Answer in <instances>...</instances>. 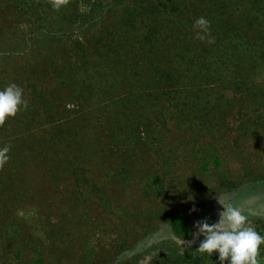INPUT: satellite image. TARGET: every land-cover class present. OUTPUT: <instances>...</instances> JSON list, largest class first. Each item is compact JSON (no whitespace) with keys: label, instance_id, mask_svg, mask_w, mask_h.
<instances>
[{"label":"rangeland","instance_id":"374dc122","mask_svg":"<svg viewBox=\"0 0 264 264\" xmlns=\"http://www.w3.org/2000/svg\"><path fill=\"white\" fill-rule=\"evenodd\" d=\"M21 1L0 0V52L17 54L33 19ZM74 1L69 9L81 22L89 0ZM123 9L108 7L103 21L116 23ZM131 39L136 49L143 47ZM41 43L21 61L0 58V89L14 82L31 92L29 79L43 81L52 100L50 112L40 109L36 128L20 111L5 121L6 141L13 143L3 140L0 147L23 142L28 152L21 153L27 161L13 189L0 179V264L38 258L43 264H112L128 248L139 252L167 238L172 212L194 214L193 231L201 219L215 222V196L245 216L262 214V70L230 64L207 76L195 72L190 52L179 62L176 54L180 67L147 54L123 64L124 79L133 84L108 75L56 88L44 80L50 48ZM61 48L55 45L54 53ZM146 231L152 233L147 238Z\"/></svg>","mask_w":264,"mask_h":264},{"label":"trees","instance_id":"16d2710c","mask_svg":"<svg viewBox=\"0 0 264 264\" xmlns=\"http://www.w3.org/2000/svg\"><path fill=\"white\" fill-rule=\"evenodd\" d=\"M72 3L75 1L22 0L20 7L30 11L33 19L28 21L27 31L20 37L18 45H13L20 49L17 54L2 49V63L21 61L25 50L43 41L41 44H47L50 48L43 56V62L48 67L44 69V80L49 79L56 88L85 86L83 82L95 76L106 79L110 75L117 80L121 76L124 79L128 71L123 64L147 54L154 58H168L180 67L178 62L184 59L180 54L190 52L195 72L200 71L207 76H215L230 64L251 65L264 72V0H89V7L82 13L81 22L77 21V11L69 9ZM111 6L124 9L116 23L109 22L107 25V21H103L104 14ZM40 12L46 17L36 18ZM200 16L210 21L211 44L207 39L202 42L195 38L192 24ZM131 37L139 38L143 47L136 49ZM70 41V46L65 47ZM177 43L181 47L176 48ZM55 45L62 46L58 53H54ZM199 76H202L201 73ZM124 81L133 84L130 78ZM29 82L31 92L23 91L28 106L20 110V117H28L30 125L36 128L33 122L40 109L50 112L52 108L51 93L43 81L35 84L29 79ZM187 88L191 93L196 92L192 90V84ZM158 99H154L155 107ZM126 102H129V98H126ZM5 127L6 122L0 125V142L13 143L6 141L11 138L6 135ZM38 143L41 144V139ZM27 152L28 147L24 148V143L20 142L15 143L7 153L8 160L0 167V179L9 181L6 189H13L16 181L13 178L24 173L27 160L21 153ZM215 161L217 164V158ZM17 162L22 166L19 167ZM262 210L260 215L249 210L247 216L256 231L264 235V208ZM193 217L194 214L190 212H172L167 238L143 245L139 252L132 253L128 248L112 264H218L215 252L208 256L195 251L199 239L198 242L190 240ZM144 234L147 238L152 233L146 231ZM260 257L264 258V246H261ZM32 264L43 263L38 258L32 260ZM261 264H264V259Z\"/></svg>","mask_w":264,"mask_h":264},{"label":"clouds","instance_id":"9594fccd","mask_svg":"<svg viewBox=\"0 0 264 264\" xmlns=\"http://www.w3.org/2000/svg\"><path fill=\"white\" fill-rule=\"evenodd\" d=\"M195 38L213 43L210 36V21L197 17L192 24ZM28 102L24 99L23 89L16 83H9L0 89V125L6 119L14 117L22 108H27ZM8 146L0 147V167L8 160ZM207 187V186H206ZM219 211L215 222L207 218L197 221L190 240H198L195 251L211 256L217 254L218 264H261V246H264V235L256 231L255 226L247 216L237 207L220 200L215 196ZM190 211H196L195 208ZM202 237V239H200Z\"/></svg>","mask_w":264,"mask_h":264},{"label":"flooded vegetation","instance_id":"af4514ba","mask_svg":"<svg viewBox=\"0 0 264 264\" xmlns=\"http://www.w3.org/2000/svg\"><path fill=\"white\" fill-rule=\"evenodd\" d=\"M249 205V204H248ZM255 211V210H254Z\"/></svg>","mask_w":264,"mask_h":264}]
</instances>
